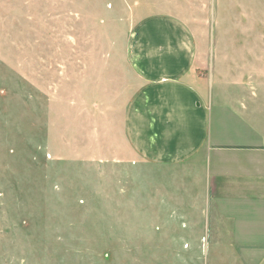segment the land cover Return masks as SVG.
Returning <instances> with one entry per match:
<instances>
[{"label": "rangeland", "instance_id": "rangeland-1", "mask_svg": "<svg viewBox=\"0 0 264 264\" xmlns=\"http://www.w3.org/2000/svg\"><path fill=\"white\" fill-rule=\"evenodd\" d=\"M153 15L190 31L213 101L217 84L264 85V0H0V264L256 263L186 230L172 196L205 183L163 176L127 139L142 83L126 40Z\"/></svg>", "mask_w": 264, "mask_h": 264}, {"label": "crops", "instance_id": "crops-1", "mask_svg": "<svg viewBox=\"0 0 264 264\" xmlns=\"http://www.w3.org/2000/svg\"><path fill=\"white\" fill-rule=\"evenodd\" d=\"M125 56L142 83L125 112L130 145L163 176L205 183L189 200L172 196L185 229L231 237L264 264V85L217 84L213 101L212 81L195 67L192 34L167 15L136 22ZM228 92L238 94L231 100ZM207 201L217 205L212 222L204 216Z\"/></svg>", "mask_w": 264, "mask_h": 264}]
</instances>
